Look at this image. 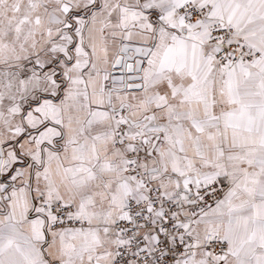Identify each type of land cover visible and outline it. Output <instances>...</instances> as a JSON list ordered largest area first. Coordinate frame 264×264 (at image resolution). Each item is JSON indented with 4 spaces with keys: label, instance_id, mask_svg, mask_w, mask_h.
<instances>
[{
    "label": "snow or ice",
    "instance_id": "1",
    "mask_svg": "<svg viewBox=\"0 0 264 264\" xmlns=\"http://www.w3.org/2000/svg\"><path fill=\"white\" fill-rule=\"evenodd\" d=\"M0 264H264V0H0Z\"/></svg>",
    "mask_w": 264,
    "mask_h": 264
}]
</instances>
